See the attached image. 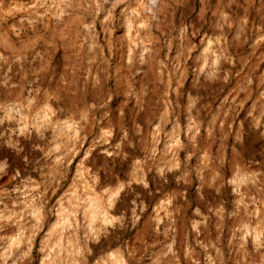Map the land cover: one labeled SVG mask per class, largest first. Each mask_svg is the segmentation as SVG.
Segmentation results:
<instances>
[{
  "label": "rangeland",
  "instance_id": "374dc122",
  "mask_svg": "<svg viewBox=\"0 0 264 264\" xmlns=\"http://www.w3.org/2000/svg\"><path fill=\"white\" fill-rule=\"evenodd\" d=\"M0 264H264V0H0Z\"/></svg>",
  "mask_w": 264,
  "mask_h": 264
}]
</instances>
